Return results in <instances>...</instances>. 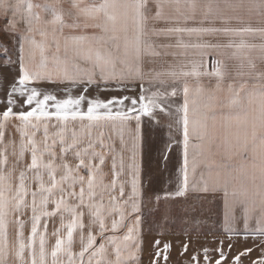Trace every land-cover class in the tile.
I'll use <instances>...</instances> for the list:
<instances>
[{"label": "snow or ice", "instance_id": "6c2138e0", "mask_svg": "<svg viewBox=\"0 0 264 264\" xmlns=\"http://www.w3.org/2000/svg\"><path fill=\"white\" fill-rule=\"evenodd\" d=\"M253 51L264 0H0V264H264Z\"/></svg>", "mask_w": 264, "mask_h": 264}, {"label": "rangeland", "instance_id": "374dc122", "mask_svg": "<svg viewBox=\"0 0 264 264\" xmlns=\"http://www.w3.org/2000/svg\"><path fill=\"white\" fill-rule=\"evenodd\" d=\"M255 21V20H254ZM257 22V21H256ZM149 149L152 150V153L154 154V149H155V144L151 141L148 140L147 148L146 151ZM178 161H179V153H174L172 156V164L170 167H172L173 172L175 171L176 166H178ZM176 178L174 175H169L165 174L164 176L160 177V179L157 181L155 184L156 189H167V190H175L176 187ZM182 202L184 201V198H181ZM204 200H200L198 195L189 193L186 202L188 204H195L200 211L203 213V216L201 217L202 219H208L209 224H214V212H213V201L212 200H207L209 202H203ZM181 206L182 205H177L171 212V218L175 221L173 223L172 227L173 229H176L179 227V221L183 213L181 212ZM165 205L163 202H161L160 205V212L152 211L150 212V209L154 208L153 204H147L144 208L145 212V223H144V228L147 229L150 224H152L154 219H157L160 215V213L163 212ZM51 225L49 226V231H51ZM27 229H26V234H27ZM179 239H183V237H179ZM51 242V241H50ZM177 259L174 254V261Z\"/></svg>", "mask_w": 264, "mask_h": 264}, {"label": "crops", "instance_id": "0c3cea01", "mask_svg": "<svg viewBox=\"0 0 264 264\" xmlns=\"http://www.w3.org/2000/svg\"><path fill=\"white\" fill-rule=\"evenodd\" d=\"M252 23H253V26L254 27L260 26L259 23L256 22V21H253ZM249 39H250V42H252V43L259 44L261 42L259 40V38H254V39L253 38H249ZM251 55L254 58L255 63L257 64V69L258 70H264V62H262L259 59V56H260L259 51H253L251 53ZM192 58H193L192 52L189 51L187 57H177V58H173L171 56H168V57H165L164 59L167 62H169V63H174L175 60H177V59H192ZM227 63H228V66H229V71L234 74L237 71L238 62L230 60V61H227ZM191 82L194 83V81H191ZM255 82H256L255 80H250L249 81L250 86L253 83H255ZM203 83L207 84V80H204ZM146 139H147V137H146ZM193 194H196L199 197V194H197V193H193ZM199 199H200V197H199ZM207 200H212L213 201V212H214V216H213L214 219L213 220H214V224H217L218 225L219 222L222 220L223 213H224V202H223V199H222V194H217L215 196H209V197H207ZM207 200H204L203 202H209ZM240 213H241V209L238 207L236 209V214L239 216ZM77 250H78V248H77Z\"/></svg>", "mask_w": 264, "mask_h": 264}]
</instances>
